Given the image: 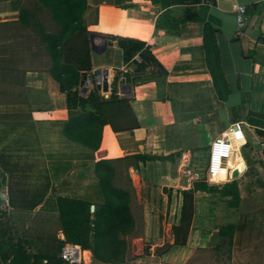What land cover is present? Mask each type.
I'll list each match as a JSON object with an SVG mask.
<instances>
[{
  "label": "crops",
  "instance_id": "1",
  "mask_svg": "<svg viewBox=\"0 0 264 264\" xmlns=\"http://www.w3.org/2000/svg\"><path fill=\"white\" fill-rule=\"evenodd\" d=\"M86 3V29L99 36L95 39L98 48L106 42L103 53L108 49L117 53L121 67L117 39L144 42L162 67V77L146 74L137 82H120L119 66L109 61L92 63L87 79L93 80L97 70H106L110 94L128 99V121L123 124L113 117V126L131 129L115 132L105 125L96 151L69 141L63 135L68 119L66 96L49 73L52 63L42 38L43 32H58L59 26L39 0H0L1 208L55 217L59 198L99 205L103 197L94 172L96 162L127 159L135 225L126 259L119 264H264V0H217L210 6L197 0ZM235 6L245 7L243 26L237 23ZM204 23L216 31L218 52L212 62L220 94L213 88L201 50ZM103 53L92 52V56ZM158 84L171 101L158 98ZM177 88L196 90L195 100L189 95L177 97ZM94 89L92 82L85 95ZM123 91L126 97L120 95ZM202 101L208 109L199 105ZM191 102L197 104L194 113L188 109ZM189 125L192 148L207 154L213 140L224 136L229 126H237L231 136L239 152L235 173H242L237 179L208 177L209 158L203 176L182 171L188 156L186 139L167 148L164 141ZM169 154H179L175 169L161 160ZM132 156L156 159L141 162ZM195 182L216 191H193L186 242L175 245L173 229L179 226L182 193L192 190ZM232 182L238 190L235 203L220 194ZM227 225L234 228L231 247L218 236L219 229ZM163 246L169 248L158 255ZM84 251L87 264H102L89 250Z\"/></svg>",
  "mask_w": 264,
  "mask_h": 264
},
{
  "label": "trees",
  "instance_id": "2",
  "mask_svg": "<svg viewBox=\"0 0 264 264\" xmlns=\"http://www.w3.org/2000/svg\"><path fill=\"white\" fill-rule=\"evenodd\" d=\"M59 26L55 34L42 33L51 59L50 75L58 83L60 92L66 96L68 119L63 128V135L69 141L78 143L91 151L100 145L102 128L110 125L115 132L127 131L131 128L116 129L111 118L116 117L125 124L129 117L128 99H118L112 94L109 100L101 98L97 90H91L81 96L77 88L82 73L92 69V51L90 36L83 16L88 10L86 0H39ZM216 31L207 23L203 24L201 50L205 54L206 65L212 76L214 90L220 94V88L213 68L212 55L218 52L215 40ZM117 47L121 52L123 64H131L134 74L126 76L130 83L148 74L150 78L162 77V67L154 58L149 47L141 41L117 39ZM138 58V62L135 60ZM158 71V72H157ZM113 83L112 92L115 93ZM137 82V81H135ZM170 88L172 86H169ZM158 98L170 100L171 96L161 92L158 84ZM179 154H169L161 158L173 169L178 164ZM130 159L146 162L156 159L152 156H132ZM127 159L100 160L95 164V176L98 180L103 202L94 206L90 213V204L67 199H57L58 213L55 217L35 214L42 219L52 220V235L38 237L37 245L27 240L14 238L13 214L1 208L0 204V264H63L59 257L63 242L80 246L89 250L95 261L102 264H119L125 261L128 240L134 229V218L131 213V202L134 190L128 177ZM174 174V173H173ZM215 192L204 183L195 182L193 189L183 192V205L179 226L173 229L175 245H184L193 216V191ZM221 196H230V203L238 201L237 184L232 182L220 191ZM17 214V213H16ZM13 223V224H12ZM45 231L41 228L40 231ZM232 225L221 227L218 236L225 239L231 247ZM45 233V232H43ZM63 236V240L58 235ZM179 235L181 239H179ZM34 247V251L30 250ZM169 247L163 246L157 254H163ZM165 264V263H164Z\"/></svg>",
  "mask_w": 264,
  "mask_h": 264
},
{
  "label": "rangeland",
  "instance_id": "3",
  "mask_svg": "<svg viewBox=\"0 0 264 264\" xmlns=\"http://www.w3.org/2000/svg\"><path fill=\"white\" fill-rule=\"evenodd\" d=\"M111 62L112 66L115 67H120V63H119V56L117 55V53L112 52L111 50L108 49V51L106 53H103V55H96L94 54L92 56V63L94 65H98L99 63H103V62ZM81 88H79L80 90ZM175 95L177 97H180L179 95H189L190 99L192 98V100H195L196 98V90H190L189 92H183V90H181L180 88L175 89L174 91ZM183 93V94H182ZM202 108L204 109H208V104L207 102H203L201 104H199ZM197 104L196 103H192L188 105V109L189 111L193 112L196 109ZM210 107V106H209ZM192 127L189 125V127L186 128H182L181 130H177L175 132H173L171 134V136L169 138H167L164 141V146L167 147H175L180 141V138H183V141H185L184 139H186L185 143L188 144V156L184 157L185 161H186V165L184 169H182V171L184 173H187V171L190 172V175H196L198 174L199 176H203L204 175V168H205V163L206 160L208 159V154L201 150V149H193V145L191 144V140H192ZM246 138H249V133L245 132ZM250 145H254L255 142L248 140ZM13 232L12 235L14 236V238H21L22 240H27L29 241L32 245L36 244L37 245V238L38 237H47L52 235L53 232V226H52V220H46V219H42L38 216H34L33 214H26V213H15L13 214ZM12 223V224H13ZM41 228H45V231H40ZM45 232V233H43ZM136 246V243H135ZM139 248V247H138ZM32 251H34V247L32 246V248L30 249ZM148 250V249H147ZM146 250V251H147ZM138 252V251H137ZM134 252V253H137ZM142 262H144L142 260ZM145 264H153V262L147 261V263Z\"/></svg>",
  "mask_w": 264,
  "mask_h": 264
},
{
  "label": "built area",
  "instance_id": "4",
  "mask_svg": "<svg viewBox=\"0 0 264 264\" xmlns=\"http://www.w3.org/2000/svg\"><path fill=\"white\" fill-rule=\"evenodd\" d=\"M199 4L210 6L212 3L217 0H197ZM234 11L237 14V23L239 26H243L245 22V7L243 6H235ZM135 60L138 62V58L135 57ZM94 73V72H93ZM119 81L125 82V75L132 76L134 74L133 66H129L128 64H124L119 68ZM93 75V74H92ZM103 79V77H101ZM107 79V91L99 90V94L101 98L108 99L110 94V85L111 81ZM123 97H126L128 94L126 92H121ZM237 131V126L231 125L229 126L225 132L224 136H220L213 140L209 146L208 158L209 162L207 165L206 175L210 178L218 179L220 177L228 178L229 180L237 179L239 176L233 177V173H235V159L239 154L237 149L234 148L233 141L231 140V136L235 134ZM90 213H93L94 206H90ZM62 241L63 238L61 239ZM60 259L63 264H87V257L85 251L80 248L78 245H74L69 242H63V245L60 249L59 254Z\"/></svg>",
  "mask_w": 264,
  "mask_h": 264
},
{
  "label": "water",
  "instance_id": "5",
  "mask_svg": "<svg viewBox=\"0 0 264 264\" xmlns=\"http://www.w3.org/2000/svg\"><path fill=\"white\" fill-rule=\"evenodd\" d=\"M99 38V36H95V35H91L90 36V48L91 51L96 53V54H101L103 52H105L106 48H107V44L106 42L103 43V45L101 46V48H98L95 45V39ZM93 80L91 79H87V75L86 73H82L80 76V88H81V92L80 95L83 96L85 95L86 91L88 90V88L90 87V85L92 84V82H94L97 90H102V91H107L108 89V82H107V71L106 70H97L93 73ZM101 77H103V79H101ZM127 92L129 91V86H126ZM233 177L236 176V173H233L232 175Z\"/></svg>",
  "mask_w": 264,
  "mask_h": 264
}]
</instances>
